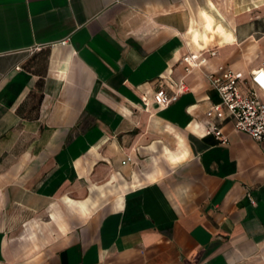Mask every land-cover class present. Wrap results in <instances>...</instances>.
Returning <instances> with one entry per match:
<instances>
[{
	"label": "crops",
	"instance_id": "0c3cea01",
	"mask_svg": "<svg viewBox=\"0 0 264 264\" xmlns=\"http://www.w3.org/2000/svg\"><path fill=\"white\" fill-rule=\"evenodd\" d=\"M222 66L264 101V0H0V264H264V143L212 111Z\"/></svg>",
	"mask_w": 264,
	"mask_h": 264
},
{
	"label": "built area",
	"instance_id": "2783aa9c",
	"mask_svg": "<svg viewBox=\"0 0 264 264\" xmlns=\"http://www.w3.org/2000/svg\"><path fill=\"white\" fill-rule=\"evenodd\" d=\"M205 50L190 52L183 58L185 71L191 74L195 69H200L199 59ZM212 56L216 51L210 52ZM20 69V68H18ZM207 78L219 95L220 103L214 105L212 111L219 112L226 109L232 121L235 132L249 135L257 142L264 143V101L256 92L245 94L240 88V80L236 72L229 67H219L215 72L207 74ZM251 79L254 82H261L264 85V71H253ZM189 92V88L184 81L179 82L173 94L167 93L164 88L158 89L153 95V101L161 108L168 107L176 103L181 96ZM208 133L212 134L222 144L228 143V137L217 125L210 126ZM127 161H131L127 158ZM127 161L123 162L126 164Z\"/></svg>",
	"mask_w": 264,
	"mask_h": 264
}]
</instances>
